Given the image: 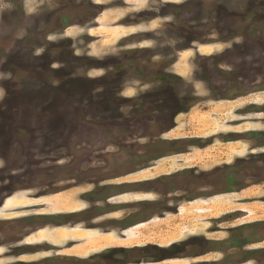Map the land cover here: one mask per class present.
Segmentation results:
<instances>
[{"label":"rangeland","instance_id":"1","mask_svg":"<svg viewBox=\"0 0 264 264\" xmlns=\"http://www.w3.org/2000/svg\"><path fill=\"white\" fill-rule=\"evenodd\" d=\"M177 170L208 194L175 211ZM140 200L155 214L126 237L90 228ZM40 224L28 241L82 256L264 264V0H0V230Z\"/></svg>","mask_w":264,"mask_h":264},{"label":"flooded vegetation","instance_id":"2","mask_svg":"<svg viewBox=\"0 0 264 264\" xmlns=\"http://www.w3.org/2000/svg\"><path fill=\"white\" fill-rule=\"evenodd\" d=\"M190 169H193V167H190ZM170 174H172L173 176H171ZM170 174H166V176L170 175L167 177L169 178L171 177L173 181L176 180L175 182L178 181L177 183L170 184V186L172 187L174 185L176 189L181 191V196H177L178 198H175L176 196L170 195V197H173V204H174V208L172 210L178 211L180 207L179 204L184 202L185 201L184 199H186L187 202L192 203L195 200H198L197 198L208 194L206 193L207 185L205 183L199 184L197 182L194 184L187 180L186 184L184 183L185 185H182L178 179V176L182 174L181 171L177 170L174 174L173 173H170ZM50 187H51V184L49 182L42 183V186L40 187L42 193L41 195H37L36 197L38 198V197H42V196H46L50 194V191H51ZM171 187H168L167 190H172ZM110 198H112V196L107 197L106 199H103L102 201L109 202ZM149 204L151 205L148 207ZM153 204L154 202L152 200H140L137 203V206L139 207L137 213L127 214L122 217L121 216L120 217L111 216L109 218L110 220L107 222L111 226H109L107 229H100V228H103V226H101V222L103 220L102 221L98 220L99 222H95L97 221L96 219L98 218V215L94 214L91 225L89 226H91L90 228H92L93 230H96V228H98V230L100 231L99 234L101 233L107 234V231H104V230H108L110 233L116 232V234L126 237L125 235L126 231L128 232L129 230H131V228L139 227L142 224H144V222H148L149 220H151V218L155 214L153 211V208H154ZM25 207H29V206H23V208ZM164 209L166 208H163L161 210H164ZM46 214L34 212V213H31L30 216L24 215L22 217H26V218L34 217L33 215H41V217L48 216V214L47 215ZM100 216H104V215H100ZM35 217H40V216H35ZM126 220H130L129 221L130 223L126 225H122V222ZM114 221H118V225H114L115 223ZM56 224L58 223H55L54 225ZM44 226L45 224L36 225L35 227L32 226L30 229H28V231L24 233H21V231L14 230L12 231V234L8 233L7 235L4 231L1 232L0 230V249L2 248L4 249V253H2V256H0V259L4 257L5 258L10 257L11 259L8 262H4L3 264H96L95 261L100 260V259L102 260L103 254L107 252L109 253L113 252V254L111 255H114V256H117L116 254H119V253L125 254V257L123 259L121 260L120 258L113 259L111 264H130L129 262L133 261L135 258L140 259L141 257V256L139 257L132 256V254L139 250H143L145 248V247H141L140 245H134V246L109 245L106 247H102L101 250H94L89 255L82 256V254L79 255L75 253H66L63 250L69 247L59 246L55 242H51L48 240H39L37 242H31L26 239L32 236L34 233L39 232L41 229L44 228ZM10 227L12 226L10 225ZM70 236L73 238L75 237V236H72L71 234ZM17 237L18 239H16ZM247 240L249 239H246V241ZM196 241L197 239L194 236L193 238H190L189 242L185 241V242H182L181 244L180 243L173 244L172 246L176 248V250L174 249L173 252L170 249H168L169 252L167 249H165L164 250L165 255L169 256L167 260L168 261L175 260L177 258H185L189 256L193 257V255H195V249H199L198 246H196ZM151 248L152 246L146 247L147 250H150ZM155 249H157L156 246H155ZM160 249H158L159 250L158 252H162ZM129 251L133 253L130 254L128 253ZM36 255H38L39 257L29 258V259L24 258V256H36ZM141 261H143V259ZM237 261H240V260H237ZM237 263L240 264L241 262H237ZM137 264H140V263H137Z\"/></svg>","mask_w":264,"mask_h":264},{"label":"crops","instance_id":"3","mask_svg":"<svg viewBox=\"0 0 264 264\" xmlns=\"http://www.w3.org/2000/svg\"><path fill=\"white\" fill-rule=\"evenodd\" d=\"M63 233H64V232H63ZM82 234H87V232L82 231V232H78L77 234L72 233L71 235H72V236H75V237H79V236L82 235Z\"/></svg>","mask_w":264,"mask_h":264},{"label":"clouds","instance_id":"4","mask_svg":"<svg viewBox=\"0 0 264 264\" xmlns=\"http://www.w3.org/2000/svg\"><path fill=\"white\" fill-rule=\"evenodd\" d=\"M29 11H31V9H29Z\"/></svg>","mask_w":264,"mask_h":264}]
</instances>
